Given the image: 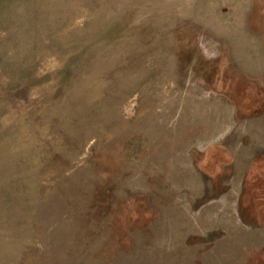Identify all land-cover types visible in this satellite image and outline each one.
Segmentation results:
<instances>
[{
  "label": "rangeland",
  "instance_id": "1",
  "mask_svg": "<svg viewBox=\"0 0 264 264\" xmlns=\"http://www.w3.org/2000/svg\"><path fill=\"white\" fill-rule=\"evenodd\" d=\"M0 264H264V0H0Z\"/></svg>",
  "mask_w": 264,
  "mask_h": 264
}]
</instances>
